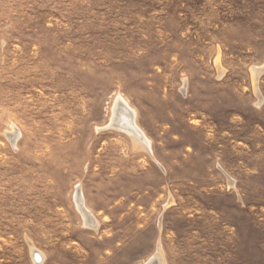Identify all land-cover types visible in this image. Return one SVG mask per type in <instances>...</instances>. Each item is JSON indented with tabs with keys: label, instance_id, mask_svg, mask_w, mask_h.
<instances>
[{
	"label": "rangeland",
	"instance_id": "obj_1",
	"mask_svg": "<svg viewBox=\"0 0 264 264\" xmlns=\"http://www.w3.org/2000/svg\"><path fill=\"white\" fill-rule=\"evenodd\" d=\"M263 65L264 0H0V264H264Z\"/></svg>",
	"mask_w": 264,
	"mask_h": 264
},
{
	"label": "bare ground",
	"instance_id": "obj_2",
	"mask_svg": "<svg viewBox=\"0 0 264 264\" xmlns=\"http://www.w3.org/2000/svg\"><path fill=\"white\" fill-rule=\"evenodd\" d=\"M216 67L218 69L219 74H221L222 69L220 68L218 62H216ZM263 74H264V65L262 67L252 69V85H253L254 94L258 99V105L262 103V97L259 94L257 84L259 78ZM186 87H187L186 83H184L181 89L183 93L186 92ZM134 110L129 106L128 102L120 94H117L114 97V100L111 105V109H109L108 111L110 113V120L108 119L109 124L104 129L106 130L110 129L118 133L125 134L127 138H129L131 141L133 151L147 155L153 162H155L159 166V168H161L162 171H164V168L156 160L153 154L150 140L147 138V136H145L144 132H142L141 129L136 124L137 115ZM13 130L15 129L13 128ZM97 131L99 130L97 129ZM15 133L16 132H14V134ZM16 139H17L16 137H13L12 141L15 142ZM228 180L230 179L228 178ZM80 188L81 187L79 186L76 188V192L74 195V200L76 205L75 207L81 216L83 226L85 228H89L94 231H97L99 227V223L94 217L93 213L88 209H86L84 205V199L82 198L80 192ZM171 202L172 199L170 198V203ZM158 229L159 231H161L160 220L158 224ZM31 255L33 258H35L38 261L42 258V255L33 248H31ZM143 264H166L164 260V255L160 244V240H157L156 249L153 255L150 256Z\"/></svg>",
	"mask_w": 264,
	"mask_h": 264
}]
</instances>
